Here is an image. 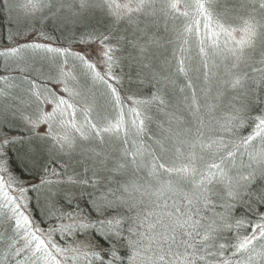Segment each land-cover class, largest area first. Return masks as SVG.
Returning a JSON list of instances; mask_svg holds the SVG:
<instances>
[{
  "label": "snow or ice",
  "instance_id": "1",
  "mask_svg": "<svg viewBox=\"0 0 264 264\" xmlns=\"http://www.w3.org/2000/svg\"><path fill=\"white\" fill-rule=\"evenodd\" d=\"M0 12V264H264V0Z\"/></svg>",
  "mask_w": 264,
  "mask_h": 264
},
{
  "label": "trees",
  "instance_id": "2",
  "mask_svg": "<svg viewBox=\"0 0 264 264\" xmlns=\"http://www.w3.org/2000/svg\"><path fill=\"white\" fill-rule=\"evenodd\" d=\"M63 26H59L58 29H59V32H66L67 30L61 28ZM37 28H40V25L37 24ZM47 32V35L51 36V37H54V40H42L40 38H38L35 35H33L34 39L36 40H42V41H45V42H49V43H55L56 46H64V47H68L69 44V41L72 40L73 38H78V33L76 35H74L75 37H68L66 40L63 36V34H59V36H57V32L52 30V29H48L46 28L45 30ZM78 32V31H77ZM68 33V32H67ZM8 35H9V24L7 23V21L4 19L3 17V12H0V45L1 46H6V45H12L14 44L15 42H17L18 40H22V39H30L32 38L31 36H27V37H15L14 38V41L12 44L9 43L8 41ZM68 36V34H67ZM72 45V44H71ZM74 45H78V43H74ZM15 62L14 61H9L8 63V69L7 71L4 69V64H5V61L3 58H0V75H8V74H11L13 76H19L17 71L18 70H15L13 64ZM12 68V69H11ZM11 69V70H10ZM132 91H137V88L135 85H133L132 87ZM145 94H146V91H145ZM249 132H251V128H245L242 130V134L243 135H247ZM30 195L32 196V200H31V209H32V213L33 215L37 218V219H41V208L44 206L45 202L43 199H41V202L40 204L38 205L37 204V201L35 199L36 197V194L35 193H30Z\"/></svg>",
  "mask_w": 264,
  "mask_h": 264
},
{
  "label": "rangeland",
  "instance_id": "3",
  "mask_svg": "<svg viewBox=\"0 0 264 264\" xmlns=\"http://www.w3.org/2000/svg\"><path fill=\"white\" fill-rule=\"evenodd\" d=\"M3 17H4V19L7 21V23H8V19H7V16H6V14L5 13H3ZM58 27L59 26H57V25H55V24H53V22L50 20V21H48L47 23H46V25L43 27V31L47 34V32L45 31L46 30V28H48V29H52V30H54V31H58L57 32V36H59V34L61 35V34H63V36L64 37H66L65 38V40L68 38V37H75L74 35H76L78 32L76 31V30H74V29H72L71 28V26L69 25V26H63V27H61V28H63V29H65V30H67L66 32H59V29H58ZM122 27H123V25H122ZM68 32V33H67ZM67 34H68V36H67ZM33 35H35L34 33H32L31 35H29V36H31L32 38H30V39H20V40H18L17 42H15L14 44H17V43H25V42H27V41H32V40H36V39H34V37H33ZM37 42H40V43H49V42H45V41H42V40H36ZM14 44H12V45H6V46H1L0 45V49H3V48H5V47H11V46H13ZM49 44H51V43H49ZM71 47L73 50H76V51H89L91 48H95L96 46L95 45H91V46H89V45H81V44H78V45H74V44H72V45H68V47ZM170 52H171V49H169V54H170ZM26 55H31V53L29 52V53H26ZM93 59H95V57L93 56L92 57ZM13 66H14V68L16 69V67H17V64H16V62L13 64ZM12 69V68H11ZM10 69V70H11ZM17 73H18V75L20 76V75H22V73H20L19 71H17ZM23 75H27V73H24Z\"/></svg>",
  "mask_w": 264,
  "mask_h": 264
}]
</instances>
